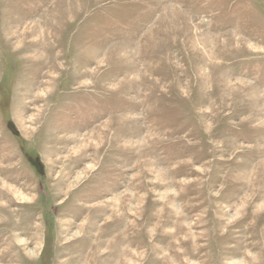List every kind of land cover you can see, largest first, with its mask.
Returning <instances> with one entry per match:
<instances>
[{
	"label": "rangeland",
	"instance_id": "374dc122",
	"mask_svg": "<svg viewBox=\"0 0 264 264\" xmlns=\"http://www.w3.org/2000/svg\"><path fill=\"white\" fill-rule=\"evenodd\" d=\"M0 264H264V0H0Z\"/></svg>",
	"mask_w": 264,
	"mask_h": 264
}]
</instances>
